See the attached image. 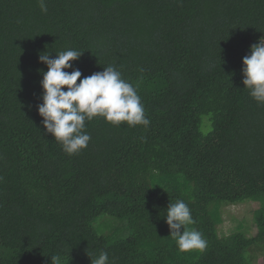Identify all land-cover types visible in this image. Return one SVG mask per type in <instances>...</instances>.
<instances>
[{"label":"trees","instance_id":"trees-1","mask_svg":"<svg viewBox=\"0 0 264 264\" xmlns=\"http://www.w3.org/2000/svg\"><path fill=\"white\" fill-rule=\"evenodd\" d=\"M46 3L43 14L37 0H0V264H90L102 250L110 264H264V104L241 72L264 36V0ZM69 48L81 79L115 66L149 126L95 117L88 146L66 154L37 113L38 56ZM177 199L202 252L169 236ZM245 201L259 203L256 234L220 235L219 209Z\"/></svg>","mask_w":264,"mask_h":264},{"label":"clouds","instance_id":"clouds-1","mask_svg":"<svg viewBox=\"0 0 264 264\" xmlns=\"http://www.w3.org/2000/svg\"><path fill=\"white\" fill-rule=\"evenodd\" d=\"M40 11H48L46 0H37ZM82 52L75 49L62 50L51 56L45 51L38 56L47 70H40L41 103L37 113L42 118L44 132L51 134L62 150L72 155L88 146L90 135L84 130L85 122L102 117L114 126H149L136 87L122 77L115 66L103 67L81 79L82 73L72 66ZM72 69L71 71H67ZM242 84L249 96L258 104H264V36L252 44L242 58ZM79 80V83L77 81ZM164 222L169 236L182 252L203 251L207 240L195 228L191 210L182 199L169 202L164 210ZM90 264H110L106 251L93 255L87 251ZM51 264H64L60 255L51 256Z\"/></svg>","mask_w":264,"mask_h":264},{"label":"rangeland","instance_id":"rangeland-1","mask_svg":"<svg viewBox=\"0 0 264 264\" xmlns=\"http://www.w3.org/2000/svg\"><path fill=\"white\" fill-rule=\"evenodd\" d=\"M259 207L258 202L245 201L242 203L222 206L219 209L220 220L218 221V231L220 235L230 234L238 229L247 227L249 236L256 234V227L253 223V212ZM110 222L112 218L108 219ZM102 226L101 222L99 223ZM105 228L104 226H102ZM257 263H262V258H258Z\"/></svg>","mask_w":264,"mask_h":264}]
</instances>
